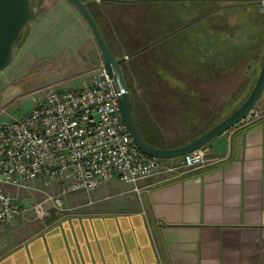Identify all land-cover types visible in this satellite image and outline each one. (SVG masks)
Instances as JSON below:
<instances>
[{
	"label": "crops",
	"instance_id": "obj_1",
	"mask_svg": "<svg viewBox=\"0 0 264 264\" xmlns=\"http://www.w3.org/2000/svg\"><path fill=\"white\" fill-rule=\"evenodd\" d=\"M82 1L121 60L134 93L151 90L146 105L135 108L142 136H152L147 113L166 105L162 95L168 90L178 94L175 104L191 106L181 109L186 120L177 119L179 130H189L177 136H201L208 128L201 126L208 109L200 92L217 83L213 67L230 60L238 66L228 74H239L263 54L264 12L253 3ZM60 7L50 19H70L79 31L50 37L64 39L73 62L51 60L47 76L62 78L49 87L76 88V82L82 87L100 73L103 57L68 0H42L36 16L49 19ZM257 109L258 118L228 132L224 157L213 149L205 165L189 170L179 169L181 158L161 161L160 174L136 186L109 178L91 193L66 196L67 211L55 212L45 229L24 239L16 240L17 228L8 227V235L0 238V264H264V110Z\"/></svg>",
	"mask_w": 264,
	"mask_h": 264
},
{
	"label": "built area",
	"instance_id": "obj_2",
	"mask_svg": "<svg viewBox=\"0 0 264 264\" xmlns=\"http://www.w3.org/2000/svg\"><path fill=\"white\" fill-rule=\"evenodd\" d=\"M121 95L103 67L81 88L48 87L36 109L0 122V186L21 190L42 182L55 188L57 196L48 195L32 208L45 217L47 203L63 210V197L91 193L109 178L136 186L159 175L161 160L143 153L130 135ZM259 116L255 108L245 120ZM212 150L206 145L183 156L179 169L205 165ZM23 213L16 198L0 187V231Z\"/></svg>",
	"mask_w": 264,
	"mask_h": 264
},
{
	"label": "rangeland",
	"instance_id": "obj_3",
	"mask_svg": "<svg viewBox=\"0 0 264 264\" xmlns=\"http://www.w3.org/2000/svg\"><path fill=\"white\" fill-rule=\"evenodd\" d=\"M224 1H233L238 3L240 1L251 2L253 0ZM256 1L259 3L257 6H259L261 11L264 12V0ZM41 2L42 0H34L35 6L38 5V7L41 5ZM60 11H62L61 7L60 9L57 8L56 10L52 9L49 19L48 17L42 18V15H39L38 17L36 16L38 18L36 21L34 20L36 17L33 19L36 23H33V20L31 21L33 24L30 22L29 26L25 30L23 39L26 41V39L29 37V34L32 33L28 39V43L24 45L25 41L21 42L22 45H20V47L17 49L18 52L13 63L8 68L0 72V122H9L14 117L18 116L19 113H29L39 106V104L44 99L45 90L50 85H53V81L57 80L58 78H62V76H59V74L47 76V71H52L50 70L51 60L62 62L63 59L66 58V63L73 62L69 57L70 54L63 46L64 39L59 41H50V37L52 35L56 34L60 35L59 37H62L68 31H79L75 26V23L70 19H64L63 21H58L55 19V17L50 19L51 16H55V14ZM44 38H47V40L45 41ZM45 45H47V47H45ZM55 50H58L61 52V54H53L49 56V54H52V52ZM262 53L263 54L260 60L258 58L257 61H251L249 65L242 66L241 72H239V74H228L229 71L236 69L238 66V64L236 66L235 63L234 65H231L230 60L226 62V65L223 63V65L218 64L213 67V75L217 83L213 84L214 87H210L200 92V96L207 100L208 109L206 122L203 120L201 126L203 124H207L209 127L218 119L235 110L242 103L245 97L251 94L262 69L264 61V49ZM130 57L132 58V63H134L136 60L135 55H131ZM233 60L237 61L236 59ZM244 71L246 75L244 74ZM247 73H249L248 76ZM209 75L212 76L211 72ZM124 79L131 96L132 108L136 119L135 108L137 105H146L147 100L145 98L147 95H149L151 90H144V92L138 90L136 93H134L135 90L131 89L133 82L129 79H126V77H124ZM81 85L82 83L80 84V82H76V85L74 84L73 86L80 88ZM162 96L165 97L164 100L166 105L155 106L156 111L154 112L149 110L147 117L151 120L150 128L153 126L155 130H150L153 132L150 133L152 136L148 137L145 135L144 137L149 142L160 147L173 146L187 141L191 138V136H177L178 133H186L189 130H179L181 129L180 125L182 122H179L178 120L180 117V120H183V117L186 120V113H181V109L185 107L187 110L191 106H179L175 104V100L178 97V94L175 92V90H168ZM257 108L264 110V93L258 105L256 106V109ZM192 109H195V107H192ZM194 111H196V109ZM166 121L168 126H174L177 128V130L161 128V125L163 124L167 126L165 124ZM183 123L186 124L185 121ZM140 131L145 133L142 129ZM161 161L165 162L168 160ZM0 187L15 197L19 205H21L25 211V213L19 216L14 222L7 224L3 231H0V238L8 235V227L13 226L17 228V231L15 232V234H17L16 240L24 239L34 232H39L40 230L45 229L49 225L47 224V221H50L55 212L64 214L67 211L65 209V205L63 210H60L49 202L46 204L47 215L45 217H38L35 215L32 209L35 205L42 203L45 198L48 197V195H58V192L55 188L49 189L42 182L31 185L29 189L21 190L11 186ZM67 197H63L64 204Z\"/></svg>",
	"mask_w": 264,
	"mask_h": 264
},
{
	"label": "water",
	"instance_id": "obj_4",
	"mask_svg": "<svg viewBox=\"0 0 264 264\" xmlns=\"http://www.w3.org/2000/svg\"><path fill=\"white\" fill-rule=\"evenodd\" d=\"M68 1L80 12L94 35L103 57L104 69L114 80L115 89L122 94L119 97V106L123 119L132 139L143 153L160 160H174L210 144L220 157L226 155L228 132L252 114L264 93V61L253 91L234 113L186 145L170 149L158 148L143 138L137 126L131 96L121 69V60L117 59L109 48L88 4L82 0ZM36 14L37 8L33 0H0V72L8 68L15 60L16 44L25 27L30 24Z\"/></svg>",
	"mask_w": 264,
	"mask_h": 264
},
{
	"label": "trees",
	"instance_id": "obj_5",
	"mask_svg": "<svg viewBox=\"0 0 264 264\" xmlns=\"http://www.w3.org/2000/svg\"><path fill=\"white\" fill-rule=\"evenodd\" d=\"M249 3H253V4H256V5H258L259 3H257V1L256 0H253V1H251V2H249ZM33 4H34V0H33ZM35 5V4H34ZM36 7H38V5L36 6ZM29 25H27L26 27H25V29H24V31H23V33H22V35H21V37H20V39L18 40V42H17V44H16V48L18 49L19 47H20V45H22V41L24 42L25 40H23L24 39V33H25V30H26V28L28 27ZM26 38H27V36H26ZM25 38V39H26ZM250 95V94H249ZM249 95L248 96H246L245 97V99L242 101V103L235 109V110H233V111H231L230 113H228L227 115H225L224 117H222V118H220V119H218L216 122H214L213 124H211L208 128H207V130L203 133V134H205L206 132H208L210 129H212L214 126H216L217 124H219L220 122H222L223 120H225L228 116H230L232 113H234L246 100H247V98L249 97ZM133 109V108H132ZM134 113V112H133ZM134 117H135V114H134ZM136 120V119H135ZM202 134V135H203ZM201 135V136H202ZM200 136H197V137H191L190 139H188L187 141H185V142H183V143H181L180 145H175V146H163V147H160V146H157V145H154L153 143H151V142H149L144 136H143V138L149 143V144H151V145H153V146H155V147H158V148H163V149H170V148H177V147H180V146H183V145H186V144H188V143H190V142H192V141H194L195 139H197V138H199Z\"/></svg>",
	"mask_w": 264,
	"mask_h": 264
},
{
	"label": "bare ground",
	"instance_id": "obj_6",
	"mask_svg": "<svg viewBox=\"0 0 264 264\" xmlns=\"http://www.w3.org/2000/svg\"><path fill=\"white\" fill-rule=\"evenodd\" d=\"M107 72V71H106ZM210 145V144H209ZM211 146V145H210Z\"/></svg>",
	"mask_w": 264,
	"mask_h": 264
}]
</instances>
